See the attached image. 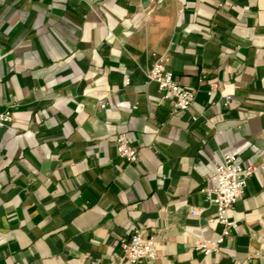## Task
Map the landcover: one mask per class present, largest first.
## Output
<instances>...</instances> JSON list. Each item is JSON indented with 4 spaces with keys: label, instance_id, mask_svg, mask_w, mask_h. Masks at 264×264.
<instances>
[{
    "label": "crops",
    "instance_id": "obj_1",
    "mask_svg": "<svg viewBox=\"0 0 264 264\" xmlns=\"http://www.w3.org/2000/svg\"><path fill=\"white\" fill-rule=\"evenodd\" d=\"M157 56L197 90L190 110L148 82ZM6 111L0 264H264V167L222 252L195 249L222 230L202 191L216 161L264 164V0H0ZM136 227L154 261L124 257Z\"/></svg>",
    "mask_w": 264,
    "mask_h": 264
},
{
    "label": "built area",
    "instance_id": "obj_2",
    "mask_svg": "<svg viewBox=\"0 0 264 264\" xmlns=\"http://www.w3.org/2000/svg\"><path fill=\"white\" fill-rule=\"evenodd\" d=\"M155 2L158 0H150ZM168 59L165 56H157L154 64L147 73L148 82H155L164 99H171L174 109L187 111L194 107L197 90L192 87H182L175 79L174 73L167 65ZM129 81V80H127ZM215 88V86H212ZM226 103L231 96L225 97ZM100 108H106L104 99L99 101ZM137 108V104L134 105ZM197 119V116L194 117ZM13 120L11 112L6 111L0 114V127L6 126ZM113 140L117 146L118 155L129 162L138 160V149L132 144L130 135L126 132L115 135ZM261 165H244L240 156L235 154L222 155L214 165L213 174L206 179V185L202 191L206 194L208 201L217 207L216 215L211 219L212 223L222 226L220 232L209 237H202L195 243V249L202 251L206 256L220 254L227 238L237 228V222L229 216L230 209L246 195L249 179ZM213 182L214 187L208 183ZM121 250L126 260L130 263H137L141 259L154 261L158 257V250L155 246V237L147 235L143 230L136 227L128 240L122 241Z\"/></svg>",
    "mask_w": 264,
    "mask_h": 264
}]
</instances>
